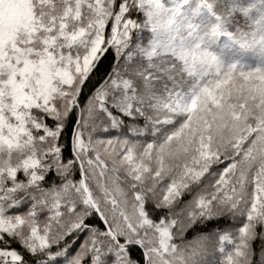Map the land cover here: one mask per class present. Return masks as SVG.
<instances>
[{"label":"snow or ice","instance_id":"6c2138e0","mask_svg":"<svg viewBox=\"0 0 264 264\" xmlns=\"http://www.w3.org/2000/svg\"><path fill=\"white\" fill-rule=\"evenodd\" d=\"M0 264H264V0H0Z\"/></svg>","mask_w":264,"mask_h":264}]
</instances>
